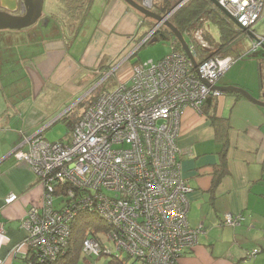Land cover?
Instances as JSON below:
<instances>
[{
  "label": "built area",
  "instance_id": "1",
  "mask_svg": "<svg viewBox=\"0 0 264 264\" xmlns=\"http://www.w3.org/2000/svg\"><path fill=\"white\" fill-rule=\"evenodd\" d=\"M161 1L140 0L149 10ZM188 1L178 2L164 19L170 20ZM217 1L237 20L239 30L253 36L249 53L261 50L264 34L254 29L264 20V0ZM163 22L154 25L129 55L99 73L97 83L76 104L86 103L65 140L52 143L39 132L25 136L14 150L15 159L31 168L43 190L21 223L28 255L36 252L41 264L64 253L71 222L81 211L98 215L109 227L104 240L94 234L84 240L83 252L90 257L118 260L120 252L138 264H180L199 243L203 227L193 228L188 221L192 188L182 175L180 158L186 152L177 144L181 117L186 108L203 113L209 97L223 95L214 86L236 60L217 55L199 59L192 42L195 69L172 39L171 53L162 60L132 65L126 82L104 88L121 65L160 33ZM200 34L196 39L208 48ZM93 93L96 96L90 98ZM55 197H61L57 206ZM17 199L10 195L6 202ZM243 221L242 214H226L222 222L235 228Z\"/></svg>",
  "mask_w": 264,
  "mask_h": 264
},
{
  "label": "crops",
  "instance_id": "2",
  "mask_svg": "<svg viewBox=\"0 0 264 264\" xmlns=\"http://www.w3.org/2000/svg\"><path fill=\"white\" fill-rule=\"evenodd\" d=\"M96 8L100 9L99 19L91 31L95 39L81 53L70 52L60 35L53 39L64 32L57 26L54 33L41 28L32 32L40 51L22 52L14 60H5V52L0 53V224L5 229L0 237V264H27L26 233L21 223L43 192L31 168L17 161L13 151L25 136L41 132L46 139V131L66 115L54 119L60 101L73 100L99 73L130 52L147 33L143 26L147 24L150 30L154 25L122 0H94L89 17ZM260 25L264 27V20ZM263 34L264 30L259 35ZM256 60L236 62L238 67L233 71L235 66H231L218 85L245 88L264 102V60ZM14 61L25 73L19 84L22 89H10L1 79L2 66L11 74ZM132 65L116 71L118 84L129 79ZM61 91L68 97L58 101ZM206 110L198 113L186 108L181 117L177 144L186 152L180 158L182 175L192 188L188 221L193 228L203 227V232L199 243L180 258V264H264V107L227 93L213 98ZM209 115L225 121L222 136L217 135ZM223 161L227 173L214 185L215 168ZM10 195L18 199L8 204ZM226 214H242L244 221L235 228L225 226ZM257 249L259 252L251 255Z\"/></svg>",
  "mask_w": 264,
  "mask_h": 264
},
{
  "label": "rangeland",
  "instance_id": "3",
  "mask_svg": "<svg viewBox=\"0 0 264 264\" xmlns=\"http://www.w3.org/2000/svg\"><path fill=\"white\" fill-rule=\"evenodd\" d=\"M68 1L69 0H45L43 19L48 20V22L50 20H53L54 24L58 25L59 30L66 32V35H64L65 37L62 36L64 34V32H61L60 34L54 35L53 39H55L58 35H60L63 44L65 46H67L68 48H70L69 49L70 52L72 51V53L78 54L79 52L81 53L88 46V44L90 42L93 43V41L95 39V38H92L93 34L91 31L94 32L95 26L98 23L100 9L96 8L95 11L93 10L91 16L87 18V20L84 22L82 28L79 29L77 32L73 31V33H71V32H68L67 28H66V25L70 24V22H69L70 18L68 19L66 17L65 13L62 12V9L64 8V6L67 7L69 5ZM180 1L181 0H179V2ZM0 8L4 9L1 6H0ZM14 14H17V11H15ZM80 21L81 20L77 19L75 22H72V23H74L73 27L74 28L77 27L80 24ZM41 22H42V20H40L35 26L28 28L25 31H22V30L21 31H8V30L0 31V53L2 54L1 51H3V53L5 52L3 54V56L5 57V60L7 58L11 59L12 57H13V60H14V58L18 59L19 55L22 52L27 53L30 51L36 52V50L40 51V49H41L40 46L34 45L32 32L35 30H39V28H40L39 24ZM152 22H153V24H155L154 21H152ZM148 27L149 26L147 24L145 26H143V28H142L143 32H149L151 29L148 30ZM263 28H264L263 25H260V23H259L258 26H256L255 31L258 34H260L261 32H263V30H264ZM55 29L56 28L53 27L51 32L54 33V31H56ZM203 31L208 33L215 43H218L220 41L219 30H218L217 26L214 25L213 23H211V22L206 23L204 25ZM200 36L203 37V34H200ZM154 38H153V40H154ZM140 43L141 42L135 43V48L138 45H140ZM208 45L210 47H212L210 45V43H208ZM251 45H252V40H251L250 36L246 33H242L236 39V41L233 43V46H232L230 52L227 54V56L234 58V57H237L238 55L241 54V57L237 58L238 61L236 60V62L240 61L239 62L240 64L244 63L245 61L249 62L251 60H255L257 62V60H256L257 56H255L256 52L252 53V54L249 53L250 49H251ZM209 46H208V48H209ZM171 50H172V42L170 40L165 41V40L160 39L158 42L149 43L145 47L140 49L139 52L137 53V55H135L131 59H129L127 64L121 65L120 68L124 69L127 67L126 65H130L129 67H131L132 63H137V62H145V61H149V60L160 61L164 57H166L168 54H170ZM210 51H212V50H210ZM131 52H129L127 55H129ZM198 56H199V59H201V57L203 55H201V53L198 52ZM236 62H234L232 64V66ZM12 65H13V70L10 71V72H12L11 74H9V71L7 70L8 67L6 65L2 66L1 79L3 80V82L6 83V85L9 86L10 89H15V87H17V89L18 88L22 89L23 87H19V84L20 83L22 84L23 81L25 80V73H23L21 71V69H19V65L16 64V61H14V63H12ZM236 67H238V66H235L233 71L235 70ZM97 80L94 83H92L91 85H88L86 87V89H84L81 93H79L78 95L73 97L74 99L69 101L68 103L63 104V101H60L61 107H60V110H58L55 113L54 119L61 117L64 114H66V115L63 116L60 120H58L52 127H50L46 131L45 136L49 142L54 143V142H59L61 140H65V138L69 134V130L65 124V120L67 118H71V120L72 121L74 120L73 122L76 123L79 112L82 110V108H84V105H81V107H79L80 108L79 112L78 111L76 112V110L73 111V108L92 89V87L97 83ZM10 82H11V84H10ZM117 85H118L117 80H116L115 76H113L110 78V80L107 81V83H105L104 88L111 90L114 86H117ZM66 96L68 97L67 93L65 91H61V92H59L57 100L59 101L60 98H62V97L65 98ZM66 98L64 100H66ZM57 106H58V104H57ZM60 201H61V197H55V205L56 206L59 204ZM117 253L120 257L122 256L121 258L127 257L126 254H122L120 252H117ZM114 255H115V253H114ZM100 257H102V258H100ZM100 257H99L100 259L88 258V261H91L92 264H108V262L110 260H112L111 257H107V256H103V255H101ZM132 260H134V259H132ZM127 261H128V263L132 262L130 259H128ZM74 264H88V263L84 259V256H81L77 260V263H74Z\"/></svg>",
  "mask_w": 264,
  "mask_h": 264
},
{
  "label": "trees",
  "instance_id": "4",
  "mask_svg": "<svg viewBox=\"0 0 264 264\" xmlns=\"http://www.w3.org/2000/svg\"><path fill=\"white\" fill-rule=\"evenodd\" d=\"M139 4H141L140 0H136ZM94 0H69V5L62 9V12L65 13L66 17L69 19L70 24L66 25L67 31L73 33V31L77 32L82 28L84 22L90 15V10L92 7ZM179 2V0H162L159 4L154 5V12L164 16L169 13L174 6ZM77 19L81 20L80 24L77 27H73L74 23ZM170 22L177 27L184 35L188 44L191 45L192 42L196 44L197 54L198 52L203 55L201 59L209 58L213 55L221 56V57H229L227 54L230 52L233 43L236 39L243 33L241 30L237 28V26L210 0H189L185 3L180 9H178L174 15L171 17ZM213 23L217 26L220 35V41L215 43L211 36L203 31L204 25L206 23ZM52 25L50 27H58L57 24H54L52 20ZM53 29V28H52ZM198 31H202L203 38L207 43H210L212 47L204 48L198 42L195 37V34ZM161 34L172 40V33L164 28L161 30ZM153 41H148L144 44L145 47L147 44L152 43ZM177 49L182 50L180 44H177ZM212 50V51H210ZM238 52V51H237ZM199 57V56H198ZM238 57H241V54L237 57H234L235 60L238 61ZM245 57V56H244ZM263 60V59H262ZM139 63V62H137ZM133 63V65L137 64ZM96 96L95 93L90 96V98H94ZM214 96H211L205 102L203 107V113L207 111V107H211ZM81 105H86L85 102L80 103L76 107L73 108V111L79 112V107ZM84 108H82L83 110ZM82 110L79 112L77 120L80 118ZM212 121V124L217 132V135L221 136L222 130L225 128V121L222 119H218L214 115H209ZM74 121V120H73ZM71 118H67L65 120V124L69 130L72 131L75 122H73ZM225 160V159H224ZM227 173L225 162L221 165H217L215 168V181L214 185H217L221 178L225 176ZM109 231V227L105 225L104 221L98 217L96 214L89 213L87 211H81L71 222V236L68 241V244L64 250V253L59 256L54 262H46L45 264H74L77 263L79 257L84 256V259L88 264H92L91 261H88V258H102L97 256H88L83 252V242L86 238L91 237L92 234L97 235L99 239L104 240L103 234ZM37 253L31 255L27 258V264H41L36 258ZM122 257V256H121ZM130 259L134 263H138L135 260H132L128 256L126 258L114 259L110 260L108 264H128L126 261Z\"/></svg>",
  "mask_w": 264,
  "mask_h": 264
},
{
  "label": "water",
  "instance_id": "5",
  "mask_svg": "<svg viewBox=\"0 0 264 264\" xmlns=\"http://www.w3.org/2000/svg\"><path fill=\"white\" fill-rule=\"evenodd\" d=\"M133 10L137 11L140 15L144 16L146 19H150L155 21V25L163 22L164 26L172 33V36L179 42L182 50L192 61L193 66L197 69L198 64L197 61L191 52L189 44L185 39L183 33L175 27L169 20H165L164 16L149 10L139 4L136 0H122ZM215 7L221 10L236 26L241 27L236 19L230 16V14L222 8L217 0H210ZM45 7V0H21L20 14H14L17 11V2H13L9 6V10L7 8H0V31H21L35 26L40 20L43 18ZM251 36V34H250ZM253 38V36H251ZM169 40L166 36L160 33L159 37H155L153 42H158L159 40ZM152 42V43H153ZM255 56L264 59V47L260 53H257ZM216 90L221 92L222 94L227 93H236L241 95L242 97L248 99L249 101L255 103L258 106L264 107V102L254 97L247 89L229 85V86H214ZM14 152V151H13Z\"/></svg>",
  "mask_w": 264,
  "mask_h": 264
},
{
  "label": "flooded vegetation",
  "instance_id": "6",
  "mask_svg": "<svg viewBox=\"0 0 264 264\" xmlns=\"http://www.w3.org/2000/svg\"><path fill=\"white\" fill-rule=\"evenodd\" d=\"M7 0H0V6L1 7H3V8H9V6L13 3V2H6ZM3 2H5V3H7V5H6V7H4V5H3ZM20 3H21V0H17V7H18V9H17V14H20L21 13V8H20ZM144 18V17H143ZM50 20V19H49ZM52 23V20H50L49 22H48V20H44L43 18H42V22L39 24V27L42 29V30H49V31H51L52 30V28H53V26L52 27H50V25H52L51 24ZM131 51V50H130ZM264 60V59H263Z\"/></svg>",
  "mask_w": 264,
  "mask_h": 264
},
{
  "label": "clouds",
  "instance_id": "7",
  "mask_svg": "<svg viewBox=\"0 0 264 264\" xmlns=\"http://www.w3.org/2000/svg\"><path fill=\"white\" fill-rule=\"evenodd\" d=\"M142 6H143V5H142ZM143 17H144V16H143ZM144 18H145V17H144ZM145 19H146V18H145ZM169 21H170V20H169ZM154 22H155V21H154ZM154 25H155V24H154ZM154 25H153V26H154ZM164 28H166V27H164ZM164 28H163V29H164ZM151 29H152V28H151ZM163 29H162V30H163ZM147 33H148V32H147ZM147 33H146V34H147ZM160 33H161V31H160ZM160 33H158V34L155 35L154 37H159ZM146 34H145V35H146ZM145 35H144V36H145ZM144 36H143V37H144ZM249 36H250V35H249ZM143 37H142L138 42H140V41L143 39ZM154 37H153V38H154ZM153 38H152V40H153ZM172 38L175 39L173 36H172ZM250 38H252V37L250 36ZM152 40H151V41H152ZM175 40H176V39H175ZM251 40H252V39H251ZM170 41H171V40H170ZM177 42H178V41H177ZM178 43H179V42H178ZM180 46H181V45H180ZM142 48H143V47H141L140 49H142ZM262 49H263V48H262ZM262 49H261L260 51H262ZM260 51H258V52H260ZM138 52H139V51H138ZM138 52H137V53H138ZM258 52H257V53H258ZM257 53H256V54H257ZM136 55H137V54H136ZM130 59H131V58H130ZM127 62H128V61H127Z\"/></svg>",
  "mask_w": 264,
  "mask_h": 264
}]
</instances>
